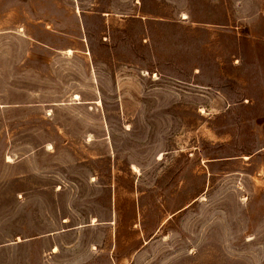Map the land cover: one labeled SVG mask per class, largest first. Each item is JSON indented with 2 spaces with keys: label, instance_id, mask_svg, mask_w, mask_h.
Here are the masks:
<instances>
[{
  "label": "rangeland",
  "instance_id": "rangeland-1",
  "mask_svg": "<svg viewBox=\"0 0 264 264\" xmlns=\"http://www.w3.org/2000/svg\"><path fill=\"white\" fill-rule=\"evenodd\" d=\"M0 264H264V0H0Z\"/></svg>",
  "mask_w": 264,
  "mask_h": 264
}]
</instances>
